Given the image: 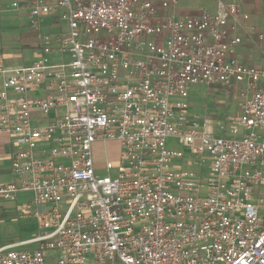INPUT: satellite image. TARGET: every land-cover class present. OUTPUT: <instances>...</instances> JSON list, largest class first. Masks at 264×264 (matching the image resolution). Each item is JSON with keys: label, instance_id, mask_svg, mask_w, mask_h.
Returning <instances> with one entry per match:
<instances>
[{"label": "built area", "instance_id": "built-area-1", "mask_svg": "<svg viewBox=\"0 0 264 264\" xmlns=\"http://www.w3.org/2000/svg\"><path fill=\"white\" fill-rule=\"evenodd\" d=\"M215 1L186 15L169 12L181 0L0 4L26 14L43 52L0 62V201L30 193L19 216L41 229L0 247V264H264V172L251 169L264 166V68L237 57L248 14ZM196 85L242 87L240 114L207 132L189 113ZM97 143L116 145L102 163Z\"/></svg>", "mask_w": 264, "mask_h": 264}, {"label": "rangeland", "instance_id": "rangeland-1", "mask_svg": "<svg viewBox=\"0 0 264 264\" xmlns=\"http://www.w3.org/2000/svg\"><path fill=\"white\" fill-rule=\"evenodd\" d=\"M10 0H0V4L8 3ZM239 3L249 20L245 21L240 34L243 42L238 46L239 55L245 56V61L250 60L254 66L264 68V43L257 41L250 34L251 26H255L264 33V0H224ZM184 12H196L199 9L214 11L215 0H181ZM37 33L27 25V17L24 12L2 11L0 12V61L5 65L17 66L37 60L43 55L41 48L33 44L38 42ZM30 43L33 46H26ZM246 92L242 87L216 85L207 87L204 85L193 86L189 94V113L196 119L207 122L206 131L213 132L215 126L220 123H228L230 119L237 117L246 99ZM264 134V131L262 132ZM168 147L182 149L176 139L171 137L167 140ZM107 148V152L105 151ZM95 155L99 163L104 162L107 156L113 155L116 149L114 143H97ZM109 150V151H108ZM264 161V157L262 158ZM185 168H196L184 163ZM252 170L259 169L264 172V166L251 167ZM114 175V171L106 169L97 170V175ZM10 176L6 175L1 183L8 182ZM257 195L264 193V184L255 188ZM25 200H32L31 194H19L16 201H0V247L11 243H17L31 239L41 231L40 225L35 218L20 217L18 208ZM35 246V245H33ZM47 256L55 255L54 250H47ZM46 264H56L55 257L46 260Z\"/></svg>", "mask_w": 264, "mask_h": 264}, {"label": "crops", "instance_id": "crops-1", "mask_svg": "<svg viewBox=\"0 0 264 264\" xmlns=\"http://www.w3.org/2000/svg\"><path fill=\"white\" fill-rule=\"evenodd\" d=\"M185 8L181 6V2L177 8L170 10V13H175L177 15H186L192 14L196 12H184ZM244 26V24H243ZM26 46H35L38 47L39 42L36 44H25ZM237 57L238 60L246 65H253L251 64L250 60L245 61V56L239 55V49H237ZM2 62V61H0ZM3 63V62H2ZM11 66V65H9ZM1 77H0V88H1ZM6 175L10 176V180L12 179V172H11V145L9 144V135L3 132H0V185L6 182L1 183V179H3ZM9 180V181H10Z\"/></svg>", "mask_w": 264, "mask_h": 264}]
</instances>
